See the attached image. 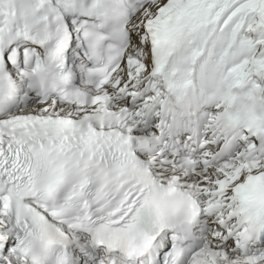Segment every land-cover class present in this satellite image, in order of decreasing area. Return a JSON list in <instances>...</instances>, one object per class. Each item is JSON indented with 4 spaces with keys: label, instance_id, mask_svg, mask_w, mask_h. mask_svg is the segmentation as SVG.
Segmentation results:
<instances>
[{
    "label": "snow or ice",
    "instance_id": "snow-or-ice-1",
    "mask_svg": "<svg viewBox=\"0 0 264 264\" xmlns=\"http://www.w3.org/2000/svg\"><path fill=\"white\" fill-rule=\"evenodd\" d=\"M0 264H264V0H0Z\"/></svg>",
    "mask_w": 264,
    "mask_h": 264
}]
</instances>
